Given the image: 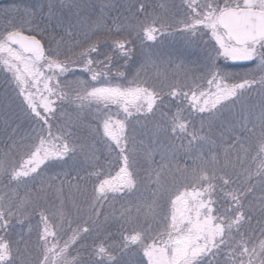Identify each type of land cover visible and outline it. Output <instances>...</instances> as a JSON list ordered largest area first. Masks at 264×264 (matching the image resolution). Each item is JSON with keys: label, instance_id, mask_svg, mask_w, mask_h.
<instances>
[{"label": "snow or ice", "instance_id": "6c2138e0", "mask_svg": "<svg viewBox=\"0 0 264 264\" xmlns=\"http://www.w3.org/2000/svg\"><path fill=\"white\" fill-rule=\"evenodd\" d=\"M0 264H264V0H0Z\"/></svg>", "mask_w": 264, "mask_h": 264}]
</instances>
